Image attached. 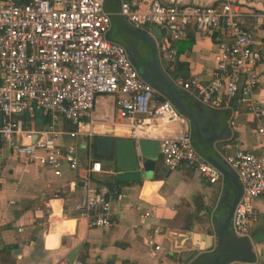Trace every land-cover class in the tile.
I'll return each instance as SVG.
<instances>
[{
  "label": "built area",
  "instance_id": "obj_1",
  "mask_svg": "<svg viewBox=\"0 0 264 264\" xmlns=\"http://www.w3.org/2000/svg\"><path fill=\"white\" fill-rule=\"evenodd\" d=\"M102 4L103 0H0V154L6 145L11 154L59 176L63 167L78 168L77 142L89 145L94 137L126 134L136 143L155 141L166 170L189 167L220 188L223 175L195 150L187 119L167 98L154 99L158 92L140 76L123 45L107 39L110 18ZM117 13L152 37L157 58L166 62L167 77L196 102L231 109L235 100L257 111L255 69L264 61V38L241 27L237 0L206 5L120 0ZM252 16L264 24V13ZM152 26L159 28V38L152 36ZM189 26L196 34H215L212 76L205 82L170 74L178 57L175 43L186 37ZM99 97L108 98L110 114L106 108L105 115L96 113ZM35 111L48 115L50 123L23 127L24 114L29 117ZM57 118L66 120L69 128H56ZM59 136L70 141L59 145ZM219 155L241 187L230 229L234 236L244 237L259 217L254 199L264 194V155L240 148ZM99 172L100 162L90 160L74 209L86 226L106 229L112 223V191L90 181V174Z\"/></svg>",
  "mask_w": 264,
  "mask_h": 264
},
{
  "label": "crops",
  "instance_id": "obj_2",
  "mask_svg": "<svg viewBox=\"0 0 264 264\" xmlns=\"http://www.w3.org/2000/svg\"><path fill=\"white\" fill-rule=\"evenodd\" d=\"M113 1L117 2L118 8L120 0ZM183 1L198 5L215 2ZM237 1L243 13L239 19L241 27L256 38H264L262 19L252 16L253 13H264V0ZM125 23L137 32L146 33ZM108 33L113 41L123 46L140 45L111 20L106 36ZM214 42L215 34H196L189 26L186 37L175 43L178 57L170 74L195 76L201 82L209 80L214 66ZM155 60L166 74V62L159 60L156 53ZM255 70L258 75L253 94L256 112L235 100L231 101V109L209 108L174 84L181 102L192 112L201 128L202 145L211 157L230 171L219 152L230 153L240 148L258 156L264 155V61ZM155 90L157 96L167 98ZM98 110L100 112L99 105ZM40 114L36 111L24 118L23 127L41 128L50 123V118L46 125L38 120L37 123L34 115ZM54 123L59 129L70 126L61 118L55 119ZM190 136L195 150L200 153L192 131ZM111 137L127 138L128 135ZM69 141L66 136L56 138V143L62 146ZM75 152L78 168L69 170L63 167L59 176H53L47 168L25 161L11 154L6 145L1 146L0 264H188L195 256L206 252L199 250L204 240L200 237L194 240L193 233L213 231L214 214L228 189L224 174L219 188L207 183L192 168L166 170L156 151L150 177L118 183L114 187L110 202L112 223L101 229L86 226L83 219L75 216L74 205L90 160H98L102 167V172L90 174V181L109 188L115 183L111 162L95 155L92 144L77 142ZM72 182L75 186L71 185ZM226 197L229 199L230 195ZM254 206L259 211L258 219L246 236L237 237L248 242L251 260H231L226 264H264V194L255 197ZM146 211L150 215L143 216ZM153 228L157 231L153 232ZM148 239L151 244L147 243Z\"/></svg>",
  "mask_w": 264,
  "mask_h": 264
},
{
  "label": "water",
  "instance_id": "obj_3",
  "mask_svg": "<svg viewBox=\"0 0 264 264\" xmlns=\"http://www.w3.org/2000/svg\"><path fill=\"white\" fill-rule=\"evenodd\" d=\"M102 5L111 22L134 37L137 43L139 42L140 45H125L124 47L140 76L155 89L162 92L174 107L185 116L190 131L193 132L198 151L227 178L228 189L225 190L221 199V206L214 214L215 226L213 231L207 230L204 234L193 233L194 240L198 237L204 240V244L199 245V250L206 252L196 256L188 264H226L231 260L250 262L251 251L248 242L245 239L235 237L230 229L231 212L241 192L235 174L211 157L208 150L202 145L201 128L198 126L195 117L183 105L176 86L161 71L155 60V46L152 37L130 28L117 13V2L103 0ZM151 34L153 37L159 38V28L152 26ZM26 117L24 114L25 119ZM91 144L95 155L107 158L111 162L115 180V183L110 186L112 192L118 183L150 177L153 172L156 159V142L153 140L141 139L136 143L129 137L114 139L108 136H98L92 139ZM227 195H230L229 199L226 197Z\"/></svg>",
  "mask_w": 264,
  "mask_h": 264
},
{
  "label": "bare ground",
  "instance_id": "obj_4",
  "mask_svg": "<svg viewBox=\"0 0 264 264\" xmlns=\"http://www.w3.org/2000/svg\"><path fill=\"white\" fill-rule=\"evenodd\" d=\"M107 101H108V98L107 97H99L97 98V104H96V107H97V110H96V113L99 115V114H102V115H105L103 109L106 108L107 109V114H110V105L107 104ZM98 105H99V109H100V112L98 110Z\"/></svg>",
  "mask_w": 264,
  "mask_h": 264
},
{
  "label": "trees",
  "instance_id": "obj_5",
  "mask_svg": "<svg viewBox=\"0 0 264 264\" xmlns=\"http://www.w3.org/2000/svg\"><path fill=\"white\" fill-rule=\"evenodd\" d=\"M122 45V44H121ZM124 47V46H123ZM125 48V47H124ZM126 50V49H125ZM127 52V51H126ZM178 69V64H176V70ZM180 75V74H178ZM154 99L158 100L160 99V96H155ZM35 116L36 122L38 123V121H41V123H43L44 125H46L49 122V116L48 115H42L40 114L39 116ZM38 120V121H37ZM192 255V253L189 254V257ZM198 256V255H197ZM196 257V256H195ZM194 257V258H195Z\"/></svg>",
  "mask_w": 264,
  "mask_h": 264
},
{
  "label": "rangeland",
  "instance_id": "obj_6",
  "mask_svg": "<svg viewBox=\"0 0 264 264\" xmlns=\"http://www.w3.org/2000/svg\"><path fill=\"white\" fill-rule=\"evenodd\" d=\"M107 37V39H109V40H113L112 38H111V36H110V33H108V35L106 36ZM160 63H161V65L163 64L161 61H160ZM36 112V111H35ZM113 178H114V176H113Z\"/></svg>",
  "mask_w": 264,
  "mask_h": 264
}]
</instances>
